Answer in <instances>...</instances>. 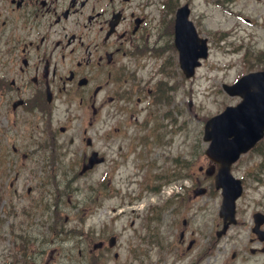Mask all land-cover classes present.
<instances>
[{
  "label": "rangeland",
  "instance_id": "obj_1",
  "mask_svg": "<svg viewBox=\"0 0 264 264\" xmlns=\"http://www.w3.org/2000/svg\"><path fill=\"white\" fill-rule=\"evenodd\" d=\"M188 3L190 18L208 38L209 55L190 78L176 61L177 90L171 93L170 103L161 104L155 117L167 121L162 114L170 110L176 119L171 128L176 124L177 131L170 143L157 145V168H137L128 160L108 174L105 162L81 175L78 158L86 147L82 137H73L70 143V133L59 134L45 142V149L38 148L37 142L41 145V140L50 137H0V264H43L46 260L50 264H264V254L249 251L252 213L264 211V138L232 166L244 191L237 202L238 222L220 238L216 230L222 225L221 191L215 188L212 176L199 170L200 165L210 164L203 140L206 119L240 100L229 95L222 84L264 69V0ZM153 60L141 71L145 77L162 58L151 67ZM163 77L167 78L156 75L154 82ZM61 110L54 111L56 133L60 124H69ZM110 123L105 108L92 127L94 148L103 154H108L104 132ZM14 146L19 152H14ZM36 150L32 157L24 156ZM53 150L59 153V162L51 168ZM164 155L169 157L164 159ZM152 171L161 176L159 181ZM160 183L176 185L172 188L180 193L185 187L192 189L181 203L175 195L165 200L151 188ZM198 185L205 186L207 193L194 196ZM185 219L188 243L193 241L188 251L185 236L180 237ZM111 235H116L117 245L93 248L100 238L108 243Z\"/></svg>",
  "mask_w": 264,
  "mask_h": 264
},
{
  "label": "flooded vegetation",
  "instance_id": "obj_2",
  "mask_svg": "<svg viewBox=\"0 0 264 264\" xmlns=\"http://www.w3.org/2000/svg\"><path fill=\"white\" fill-rule=\"evenodd\" d=\"M151 4L0 0V137H92L89 133L106 108L113 119L107 148L123 152L122 162L110 157L111 168L116 170L130 155L139 166L144 164L141 156L152 154L157 137H173V129L157 134V126L146 123L151 115L139 119L146 85L138 74V59L160 50L169 53L168 60L175 55L174 18L156 26ZM147 91L150 96L153 88ZM134 95L136 104L131 102ZM59 109L69 124L59 125L55 133L50 126ZM115 137H123L121 143ZM87 156L84 151L82 163Z\"/></svg>",
  "mask_w": 264,
  "mask_h": 264
},
{
  "label": "water",
  "instance_id": "obj_3",
  "mask_svg": "<svg viewBox=\"0 0 264 264\" xmlns=\"http://www.w3.org/2000/svg\"><path fill=\"white\" fill-rule=\"evenodd\" d=\"M188 13L187 6L178 11L176 44L180 50L181 65L191 76L195 66L200 64L199 57L207 56L208 47L207 39L199 37L193 22L188 19ZM225 88L231 94H241L244 99L238 105L227 106L223 112L211 117L206 122L204 133V139L210 140L206 153L219 163L215 179L216 186L223 188L220 214L225 220L224 229L236 220V198L242 192L241 181L231 173V164L264 135V71L248 73L234 84L225 85ZM96 155L94 152L86 167L102 160ZM206 171L208 174L214 173L215 166H209ZM261 216L263 219L260 220H264V215Z\"/></svg>",
  "mask_w": 264,
  "mask_h": 264
}]
</instances>
